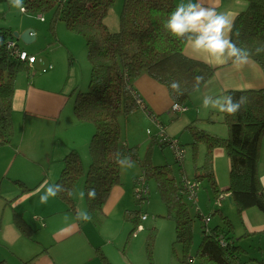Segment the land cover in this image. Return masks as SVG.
Wrapping results in <instances>:
<instances>
[{
  "label": "trees",
  "instance_id": "16d2710c",
  "mask_svg": "<svg viewBox=\"0 0 264 264\" xmlns=\"http://www.w3.org/2000/svg\"><path fill=\"white\" fill-rule=\"evenodd\" d=\"M9 1L0 0V3ZM241 1L246 2V7L235 17L234 33L238 35L234 34L233 40L239 47L247 48L251 52V59L258 62L264 71V51L259 54L256 52L257 48H264V0ZM114 2L115 0L24 1L26 13L52 12V31L57 21H63L68 30L82 35L91 64L86 89H80V86L73 89L76 119L94 126L89 142L90 162L84 170L79 152L72 149L64 155L60 175L54 184H63L72 195L65 191L58 197L66 203L69 210L77 214L73 193L77 181L84 175L86 212L92 220L102 218L113 188L121 184V166L116 163V153L119 152L122 157H131V161L136 160L140 164L141 175L146 177L147 182L155 180L167 208V213L162 217L173 220L175 224L176 237L173 244L182 245V253L177 256L179 264L242 263V256L247 249L240 243V239L252 233L246 232L237 238L231 218L220 208L204 216L212 220L218 213L219 220L212 225L211 221L208 224L202 221L201 240L196 252L191 255L193 222L200 214L192 215L183 191L182 177L188 176L183 172L177 178L171 163L156 164L152 159L156 144L164 148L172 140H176L183 147L179 139L168 136L166 132L168 141L160 142L158 134L152 135L147 151L141 157L139 146L128 145L121 131V120L128 122L140 111L158 119L147 106L141 108L137 102L134 82L141 75L147 74L165 85L174 103L187 106L192 94L202 88L216 68L188 57L184 53L185 44L164 27L177 7L176 0H124L117 29L111 30L108 17ZM11 41L24 50L12 30L0 26V146L10 144L15 135L13 95L17 76L24 68L32 67L28 60H21L13 54L8 46ZM70 63L72 64V58ZM196 77L203 78L198 85ZM173 80L180 83L179 93L169 86ZM227 95L237 99L242 95L247 96L248 103L234 116L221 113L220 122L228 126L226 137L201 127V119L193 120L185 126V130L191 135L189 144L194 157L200 144L206 147L204 161L197 166L194 179H190L199 183L203 179L207 180L216 197L228 194L239 213L252 207L264 213V186L259 173L264 137V87L228 90L225 92V96ZM205 120L211 123L219 121L216 113H211ZM160 123L165 128L161 121ZM217 148H224L230 160L229 183L224 189L219 187L213 167V154ZM175 162L180 166L183 164L177 159ZM15 182L26 190H31L23 181ZM92 188L96 190V197L89 199L87 192ZM145 200H148V195L142 202ZM142 202L136 200L137 206ZM142 214L139 207L125 210L124 218L132 224L129 236L140 227ZM15 221L24 234L32 237V229L26 221L19 215L15 217ZM155 236L156 228L153 227L146 238L150 259L153 258ZM98 253L105 264H112L102 250L98 249ZM192 258L193 263L189 261ZM33 260L34 258L26 260L24 264H33ZM261 262L264 264L263 259ZM0 264L8 263L1 260Z\"/></svg>",
  "mask_w": 264,
  "mask_h": 264
},
{
  "label": "crops",
  "instance_id": "0c3cea01",
  "mask_svg": "<svg viewBox=\"0 0 264 264\" xmlns=\"http://www.w3.org/2000/svg\"><path fill=\"white\" fill-rule=\"evenodd\" d=\"M187 2L188 0H176L177 6ZM192 2L196 3L198 0H192ZM199 2L205 7L215 8L218 13H231L234 18L246 7V2L241 0H199ZM35 35L36 38L37 34L35 33ZM23 49L26 50L25 48ZM184 53L188 57L204 61L216 68L213 76L202 88L192 94L186 106L185 123L189 124L193 120L201 119L199 121L201 127L226 137L228 135L226 134V128H217V123L205 120L211 113H216L217 118H221L222 115L218 110L212 108L204 109L202 107L203 97L205 95L225 96L226 91L233 89L264 87V71L260 64L253 59H250L248 65L235 67L231 63L225 65L209 63L206 56L193 51L190 47L185 46ZM52 67L50 64L49 68L51 69ZM54 69L52 68V71ZM45 72L48 73V71ZM54 73L47 78V81H42L39 75L27 81L23 75L18 77L20 79L16 80L13 95L15 135L10 144L0 146V261L5 260L8 264H24L26 260L31 258H34L33 264H56L50 253V247L53 244L43 238L44 231L40 233V227H45V231H49L53 218L58 214L69 211V209L66 203L58 196L55 198L50 197L46 204L40 203V197L44 194L47 187L54 184L59 177L64 155L72 149L79 152L76 147L77 140L88 133L87 122H79L72 109L73 102L72 105H69L73 96V89L79 83L72 84L69 89H66L65 86L62 88V84L60 86L55 84V81H58V76L56 77ZM134 87L136 93L145 101L150 112L167 126L165 122L166 115L171 114L172 105L174 104L167 87L147 74L137 78L134 82ZM141 112L152 118L148 113ZM177 115L179 116L180 113ZM172 119L171 117L170 120ZM203 122L207 123L203 124ZM72 129L74 131L70 132ZM62 130L67 135L62 137L60 135ZM171 137L176 136L171 134ZM226 157L224 148L214 150V171L217 160ZM228 165L230 170L229 158ZM86 169L84 168V170ZM259 173L260 180L264 186V137L261 144ZM184 175L187 174L184 173ZM16 180L23 181L31 190H26L23 186L17 184ZM228 183L229 181L222 189L226 188ZM119 185L113 188L107 202L108 204H114L118 200H126V191ZM78 186H75L73 197L78 190ZM130 188L128 190L129 194ZM223 196L222 200H227L228 202V209L221 210L231 218L237 238L246 232L252 233L250 236L240 239V243L244 245L247 251L242 256V263L239 264H263L261 259L264 260V232L261 231H264V213L256 207L239 213L235 205L230 201L228 194L223 193ZM222 200L220 201V206H216L221 207ZM30 201H32V207L28 204ZM74 201H76V198H74ZM120 204L118 203V205ZM79 207H82L81 201H79ZM123 207H125L124 212L129 209L125 204ZM86 210L87 207H84L81 211ZM17 215L31 227L32 237L24 234L17 225L15 221ZM28 215H32L31 220L27 218L29 217ZM233 215L237 217L240 226L237 227L235 225ZM79 221L81 222V220ZM33 223L37 229L34 228ZM79 225V223L74 222V219H71L70 224L66 223L56 230L57 236L59 239H65L79 231ZM129 232L130 229L127 233V240L132 237V235L129 236ZM35 236L38 237L35 238ZM29 240L41 244V250L30 245L28 243ZM3 244L6 245L5 248L2 246ZM85 257V254L81 253L75 264H83ZM89 257L97 258V254H92Z\"/></svg>",
  "mask_w": 264,
  "mask_h": 264
},
{
  "label": "rangeland",
  "instance_id": "374dc122",
  "mask_svg": "<svg viewBox=\"0 0 264 264\" xmlns=\"http://www.w3.org/2000/svg\"><path fill=\"white\" fill-rule=\"evenodd\" d=\"M24 1L25 0H23V6ZM123 1L124 0H115L111 9L108 17L111 30L117 29ZM51 17L52 12H46L45 14H30L25 11L20 12L18 8L12 6L10 1L0 3V26L9 27L13 33L21 34L28 29H32L37 34V37L29 43L18 39L20 45L34 57L33 63H36L33 64L30 69L24 68L21 70L17 79L19 80L20 78L18 77L23 75L27 81L39 75L42 81H47V78L50 77L56 69L54 73L56 77L58 76V81H55L56 85L60 86L62 84V88L65 86L66 89H69L72 87V84L79 83L78 86H80V89H86L89 84L91 64L87 56L85 38L80 34L68 30L63 21H57L52 31ZM71 58L72 64L70 63ZM50 64L53 66L52 68H55L53 71L52 68H49ZM45 71H48V73ZM43 73L46 74L40 75ZM74 98L75 96L73 95L69 105H72ZM186 113V111L181 112L178 116L177 114L179 113L172 110L171 114L166 115L165 122L167 126L164 125L167 134L169 136H171V134L176 136L175 138H178L183 145L185 151L183 165L180 166L175 162V154L171 145L161 148L156 144L154 146L152 159L156 164L171 163L177 178H180L184 172L189 178L194 179L197 166H200L199 164L202 165L204 161L206 147L204 144H200L196 153L197 155L195 154L194 157L192 146L189 144L191 135L185 130L187 124L185 123ZM147 116L140 111L138 114L133 115L128 122H125L123 119L121 120L122 137L130 146L136 144L139 146V154L141 157L147 151L151 136L160 133L159 125H157L151 117ZM171 117L173 118L172 120H170ZM220 119L221 118H218L219 121L216 122L217 128H226V134H228V126L220 122ZM206 123L207 122H203V124ZM86 127L88 133L86 131L87 134L84 135V137L78 138L76 144L85 169L90 162L89 142L94 131V126L91 123H87ZM73 131L74 129L70 130V132ZM60 135L63 137L67 134L62 130ZM227 157L218 159L215 167L216 179L218 180L220 188H223L229 181ZM132 162H134V166L131 167ZM140 175L141 167L136 160L123 164L120 172L121 184L119 187L126 191V200H118L114 204L107 203L108 205H105L102 218L80 222L77 219L75 211L69 210L53 218L49 231H45V227H40V233L44 231L43 238L50 244H53L50 247V253L56 264H75L76 259L81 253H84L86 256L83 259V264H105L98 253V249L106 254L112 264L179 263L177 256H180L182 253V245L180 243H172L176 237L174 234L175 224L173 220L162 217V215L167 213V208L154 179L148 181V200L142 202L140 206L136 204L134 196L135 178ZM84 181L85 177L82 175L76 183L79 185L74 196V198H76V211L83 210L84 207H87L85 196L83 199L79 197V193L84 191ZM129 187H131L130 194L128 193ZM217 198L218 197L214 196L208 181L203 179L200 181L195 201L193 202L187 199L192 215L196 216V214H200L193 222L194 234L193 244L190 250L191 255H194L201 240L200 225L202 223V218L212 213L216 208L222 210L228 209L227 200H222L221 207L216 206ZM79 201H81L82 207H79ZM118 203L121 204L118 205ZM28 204L32 207V201L28 202ZM124 204L129 209L141 208L143 212L142 215L144 216L145 214L146 216V218L141 220L140 228L136 230L128 240L127 233L129 229H131L132 224L124 218ZM32 215H28L29 217L27 218L31 220ZM66 216L68 217L67 220H65ZM212 218L211 225L219 220L218 213ZM71 219H74V222L80 224V230L65 239H59L56 230L66 223L70 224ZM233 219L235 225L237 227L240 226L237 217L233 215ZM33 226L36 228L35 224ZM153 227L156 228V236L153 244V258L150 259L146 247V238L149 230ZM37 237L38 236H35V238ZM28 243L35 248H40L42 246L31 240H29ZM2 246H4V248L6 247L4 244ZM92 254H97V258H90L89 256Z\"/></svg>",
  "mask_w": 264,
  "mask_h": 264
},
{
  "label": "clouds",
  "instance_id": "9594fccd",
  "mask_svg": "<svg viewBox=\"0 0 264 264\" xmlns=\"http://www.w3.org/2000/svg\"><path fill=\"white\" fill-rule=\"evenodd\" d=\"M13 7L18 8L20 12L26 11L23 6V0H10ZM164 27L168 32L186 47H190L193 51L206 56L209 63L216 65H225L231 63L235 67L248 65L251 59V52L244 47H239L233 40L235 29V18L231 13H218L213 7H205L202 3H193L188 0L187 3L179 4L170 14L169 19L165 22ZM264 48H257L259 54ZM202 77H196L197 85ZM171 89L180 92V83L171 81ZM248 103L247 96H240L238 99L232 95L214 96L205 95L203 97L202 107L204 109H215L228 116H234L239 113ZM131 161V157H122L119 152L116 153V163L123 167V164ZM134 162L131 163V167ZM68 191V195H72L70 190L65 189L63 184L49 185L40 197V203L46 204L49 198H55L60 193ZM85 192L81 191L79 197L83 199ZM89 199L96 197V190L89 189L87 192ZM68 217H65L67 220ZM77 219L87 222L91 216L86 211H77Z\"/></svg>",
  "mask_w": 264,
  "mask_h": 264
},
{
  "label": "built area",
  "instance_id": "2783aa9c",
  "mask_svg": "<svg viewBox=\"0 0 264 264\" xmlns=\"http://www.w3.org/2000/svg\"><path fill=\"white\" fill-rule=\"evenodd\" d=\"M8 46L12 49L13 54H15L16 56H18L21 60H28V62L32 65V63L34 62V57L28 53L25 50H22L19 46H17L15 44V42L11 41L9 42ZM136 95V99L137 102L139 103V105L141 106V108H146V104L145 101L143 100V98L137 94L135 92ZM172 110L176 111L177 113H181L187 110L186 106L183 105H179L177 103H174L172 105ZM154 121L157 123V125H159L160 128V133H158V138L160 142H164V141H168L169 137L166 135V131L165 128L163 127V125H161L160 121L156 118H154ZM171 147L173 148L175 157L177 159V161L179 163H183L184 158H185V151L183 149V147H181L179 145V143L176 140H172L171 142ZM182 186H183V191L185 192V195L187 196V199L191 200V201H195L196 195H197V190L199 189V185L200 183L195 181V180H191L190 178L183 176L182 177ZM148 182L147 179L144 175H140L135 179V187H134V196L136 198V200H138L139 202H142L143 199L148 195ZM223 194L222 196L220 195L217 200H216V204L220 206V201L223 198ZM146 218L145 214L144 216L142 215V219ZM203 221L208 224L211 219L210 217H204ZM140 228V227H139ZM138 228V229H139ZM191 263L194 262V259H190L189 260Z\"/></svg>",
  "mask_w": 264,
  "mask_h": 264
},
{
  "label": "water",
  "instance_id": "95a60500",
  "mask_svg": "<svg viewBox=\"0 0 264 264\" xmlns=\"http://www.w3.org/2000/svg\"><path fill=\"white\" fill-rule=\"evenodd\" d=\"M17 39H21L27 43L32 42L35 39V31L32 29H28L23 33H14Z\"/></svg>",
  "mask_w": 264,
  "mask_h": 264
},
{
  "label": "bare ground",
  "instance_id": "6f19581e",
  "mask_svg": "<svg viewBox=\"0 0 264 264\" xmlns=\"http://www.w3.org/2000/svg\"><path fill=\"white\" fill-rule=\"evenodd\" d=\"M30 71V70H29Z\"/></svg>",
  "mask_w": 264,
  "mask_h": 264
}]
</instances>
